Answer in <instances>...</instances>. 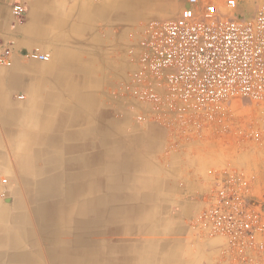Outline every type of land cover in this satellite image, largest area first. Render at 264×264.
Returning a JSON list of instances; mask_svg holds the SVG:
<instances>
[{
	"label": "crops",
	"instance_id": "obj_1",
	"mask_svg": "<svg viewBox=\"0 0 264 264\" xmlns=\"http://www.w3.org/2000/svg\"><path fill=\"white\" fill-rule=\"evenodd\" d=\"M155 2L0 0V254L29 231L86 264H232L191 226L228 147L148 120L124 87L141 4Z\"/></svg>",
	"mask_w": 264,
	"mask_h": 264
},
{
	"label": "built area",
	"instance_id": "obj_2",
	"mask_svg": "<svg viewBox=\"0 0 264 264\" xmlns=\"http://www.w3.org/2000/svg\"><path fill=\"white\" fill-rule=\"evenodd\" d=\"M224 6L218 0H183L175 17L150 20L130 49L133 67L124 87L151 109L148 120L174 127L188 140L207 133L231 149L261 145L264 127L252 120L253 109L237 120L236 102L255 104L264 117V2L252 15L237 16V0H225ZM24 13L21 4L12 5L19 23ZM8 54L4 49L0 62ZM29 56L49 59L45 53ZM255 189L252 170L227 163L215 171L191 220L199 234L221 239L233 264H264V203Z\"/></svg>",
	"mask_w": 264,
	"mask_h": 264
},
{
	"label": "rangeland",
	"instance_id": "obj_3",
	"mask_svg": "<svg viewBox=\"0 0 264 264\" xmlns=\"http://www.w3.org/2000/svg\"><path fill=\"white\" fill-rule=\"evenodd\" d=\"M224 1L225 0H218V6L220 8L225 9ZM263 2L264 0H237L238 11L236 15H252L256 8ZM165 4H167V6H165ZM182 5L183 0H158V2H155L154 5L151 6V8H149L150 6L142 3L140 7V23L138 27L139 33L134 42V45L142 34L146 24L150 20L173 18L179 13ZM152 9H161L167 11L168 14H165L161 11L148 12ZM236 104L239 108L236 113V116H238L236 117L237 120L240 121L242 119V115L244 114L246 109H253L251 111V114L253 115L252 120L255 123H258L260 126L264 127V117L262 116V113L255 111V104L245 101H237ZM225 149L228 151L227 153H225L228 157V163L253 171L256 180L255 194L258 197L262 198V201L264 203V177L263 172L259 168L260 163L264 160V143L261 145L257 143H248L242 148L231 149L229 147Z\"/></svg>",
	"mask_w": 264,
	"mask_h": 264
},
{
	"label": "bare ground",
	"instance_id": "obj_4",
	"mask_svg": "<svg viewBox=\"0 0 264 264\" xmlns=\"http://www.w3.org/2000/svg\"><path fill=\"white\" fill-rule=\"evenodd\" d=\"M165 6H167V4H165ZM22 231H25V230H22ZM24 234H25L24 236H21L18 238L6 237V239L2 240L3 245H4V249H7V250H14V249L16 250L17 249L18 251L0 254V264H86V263H89V262H87L88 259L86 258V256H82L79 253L75 254V255H69V254L63 253V252H61V253L54 252V250L58 249L57 248L58 245H55V246L49 245L50 249L46 248V250L40 251V238L36 241L31 236L29 231H25ZM21 239L28 242L32 246V248H33L32 250L34 252H27V251L23 250L22 249L23 244H22ZM44 239H43V241H44ZM51 241H54V240H51ZM78 242H79V240H78ZM51 247L52 248L56 247V248L51 249ZM42 257L46 258L45 263H43L41 261ZM92 258H94V257H92Z\"/></svg>",
	"mask_w": 264,
	"mask_h": 264
}]
</instances>
